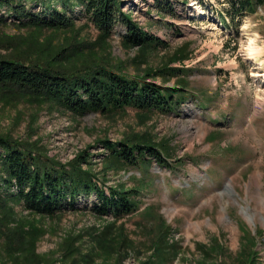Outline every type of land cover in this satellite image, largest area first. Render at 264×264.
<instances>
[{
	"label": "rangeland",
	"instance_id": "374dc122",
	"mask_svg": "<svg viewBox=\"0 0 264 264\" xmlns=\"http://www.w3.org/2000/svg\"><path fill=\"white\" fill-rule=\"evenodd\" d=\"M123 1V12L167 47L142 54L124 45L127 30L120 21L112 37L98 44V30L77 9L68 30L24 28L8 18L0 27V57L50 60L84 42L86 56L72 64L107 56L108 63L135 76L170 63L181 72L167 86L185 81L184 92L175 95L181 103L172 111L144 114L129 107L76 116L48 101L0 92V136L33 145L63 164L87 151L91 169L106 180L99 186L108 195L110 187L138 189V209L116 221L93 213L95 195L82 196L62 214L47 217L8 199L0 207V264H149L153 242L166 225L165 241L180 248L169 264H236L240 252L253 246L256 264H264V55L253 57L249 50L251 39L264 46V5L235 16L227 0ZM26 5L42 11L35 1ZM182 48L188 58L171 61ZM139 137L168 148L167 163H107L101 140ZM101 234L113 241L104 249L97 248ZM13 235L24 237L19 247L11 245ZM245 236L255 239L250 243ZM124 240L128 248L120 250ZM66 252L73 254L67 259Z\"/></svg>",
	"mask_w": 264,
	"mask_h": 264
},
{
	"label": "trees",
	"instance_id": "16d2710c",
	"mask_svg": "<svg viewBox=\"0 0 264 264\" xmlns=\"http://www.w3.org/2000/svg\"><path fill=\"white\" fill-rule=\"evenodd\" d=\"M33 1L42 7L41 12L27 9L26 3ZM227 1L235 16L264 5V0ZM123 4V0H0V27L8 24V18L14 17L16 24L24 28L68 30L75 26L76 11L81 9L82 15L99 32L98 44H105L112 37L115 25L120 21L127 30L122 38L124 45L138 47L142 54L167 47L160 38L146 32L131 13H124ZM4 8L5 12H2ZM87 50L82 42L71 44L50 60L0 57V92L48 101L76 116L88 113L116 114L129 107L144 114L158 109L172 111L181 103L175 95L184 92L185 81L178 78L177 85L167 86V82L181 72L171 67L170 63L162 69L135 76L127 75L108 63L107 56L90 62L71 63L73 59L76 61L86 56ZM187 55V49L182 48L175 52L171 61H185ZM159 78L162 79L161 83L157 82ZM100 143L109 152L107 163L122 168L150 165L153 159L163 166L170 155L168 148L148 137L120 142L105 139ZM88 159L89 154L84 151L71 162L63 164L39 152L33 145L0 136V207L7 205L8 199H16L31 214L55 217L62 214L66 205L74 206L80 197L90 199L95 195L92 210L99 217L112 215L117 221L136 212L139 206L137 194L140 191L117 186L110 187L108 195L98 184L99 180L104 183L106 180L91 169ZM83 164H87V168H83ZM14 189L16 192H12ZM161 225L166 224L161 222ZM169 230L166 225L154 240L155 253L149 259V264H169L178 254V245L164 239ZM17 236L9 239L11 245L19 247L24 237ZM245 238L250 243L255 239L253 236ZM98 239V249L113 243L107 234H101ZM128 244L126 240L121 242L120 250H126ZM202 251L210 257L211 252L204 248ZM68 254L73 252H66L67 259ZM256 255L254 246L244 249L236 257V264H256ZM92 263L93 260L84 262ZM119 264H123L122 259Z\"/></svg>",
	"mask_w": 264,
	"mask_h": 264
},
{
	"label": "bare ground",
	"instance_id": "6f19581e",
	"mask_svg": "<svg viewBox=\"0 0 264 264\" xmlns=\"http://www.w3.org/2000/svg\"><path fill=\"white\" fill-rule=\"evenodd\" d=\"M249 50H250V54L253 57H257L259 55H264V46H261V45L257 44L254 41V39H251V41H250Z\"/></svg>",
	"mask_w": 264,
	"mask_h": 264
}]
</instances>
